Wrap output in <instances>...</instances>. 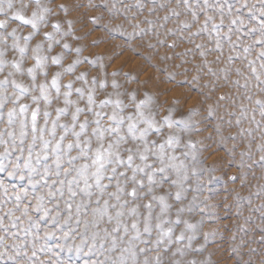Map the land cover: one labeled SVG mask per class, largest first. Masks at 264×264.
<instances>
[{"label": "rangeland", "instance_id": "obj_1", "mask_svg": "<svg viewBox=\"0 0 264 264\" xmlns=\"http://www.w3.org/2000/svg\"><path fill=\"white\" fill-rule=\"evenodd\" d=\"M9 0L3 4V12L0 13V20L5 21V27L0 29V49L5 50L4 59L21 61V71L17 72L11 67L10 63H5L0 69V80L6 77L9 80L15 79L24 87L29 88V93L20 96V103L29 105L28 117L30 119L31 109L37 107L32 102L31 96L38 95V89L32 91L33 80L27 74V69L35 64L32 49L37 43H43L40 55L48 57L42 69H37L35 83H47L50 85L52 76L57 72L61 75L58 79L61 95L57 99L55 89L49 88L52 103L47 106L51 112V119H55V109L64 107L63 95L67 91L64 85L72 82V95L69 99L76 102L70 108V112L75 106L86 108L87 94L89 89L93 91V99L96 105L104 99H111L114 103L104 108L95 110L105 113L101 124L109 126L108 116L114 110L119 115L127 117L133 115L136 118L135 105L141 100L150 98V102L140 109L146 118L155 121V126L161 127L160 133L150 131L146 139L149 147L153 151L158 150V145L165 143L169 135L174 136V146L169 147L165 144V164L180 165V175L177 176L176 170L169 168L164 175L168 180L159 186H153L152 195H165L166 203L170 207L161 214L159 203L153 202L152 218L150 220L151 234L143 233V216L147 215V210L142 206L138 208L140 216H132L127 208L123 209L125 215L121 219L129 226L128 232L124 233L123 225L115 233L117 237L123 236V241L117 240L115 248L112 247L111 236L105 237L104 229L109 232L116 227L115 219L107 222V218L94 227L91 223L92 216L81 215L80 223H76L75 208L73 207L72 221L64 225L63 221L67 216L64 213L60 217L61 226L54 229L53 226L45 221H39V230L33 228L32 234L24 237L20 234L13 239L10 235H5L4 242L0 244V264H13L8 259L9 256H16L15 264H114L117 257L121 255L122 249L130 248L137 253L136 260L142 264L145 258L152 261L157 252L165 247L168 252L162 257L163 261L169 258L179 259L183 264H190L195 260L196 264H262L264 262V221L261 220V213H264V166L253 161H259L264 155V115L256 101L264 103V68L261 64L264 61L258 59L257 54L264 50L261 46H256L248 54L242 51L243 45L256 37L246 38L239 49L233 50L227 42H224L221 50L215 48V37L209 38L207 33L191 36L190 33L197 32L203 22V15H199L195 21L192 19V11L186 10L182 0H40V6L50 9L44 13L45 21L38 26L36 33L27 42L26 54L21 57L18 51L12 49L15 42L24 46V36L34 32L31 25H25L16 14L22 15L25 19H30L33 11H39L35 0H11L12 7H8ZM244 2V0H241ZM251 5L257 0H247ZM63 5L64 9L59 8ZM164 5V7H161ZM192 10L195 8L194 0H190ZM153 9V11H149ZM247 12V9L244 10ZM173 13H177L173 14ZM165 16L169 18L164 19ZM95 18V23H93ZM71 20V32H68L67 21ZM217 17L216 22H218ZM147 21H151L148 24ZM53 23H59V31L52 28ZM186 23L188 28L181 29V24ZM249 24L248 27H252ZM141 29H145L143 34ZM15 30V36H10ZM227 31V29H223ZM52 32L54 40L44 41L43 33ZM258 35V34H257ZM17 38L18 41H17ZM236 39L235 35L232 37ZM55 41H59L56 43ZM95 41V42H94ZM162 42V43H161ZM52 43V48L48 50L47 44ZM69 45V49H64L63 45ZM169 45H175L169 47ZM196 45H201L197 48ZM79 48L77 53L74 49ZM204 53V55H201ZM239 56L238 59L229 61V56ZM60 56V65L52 64L51 57ZM101 57V59H96ZM85 58H87L85 60ZM80 60L71 73L64 71L73 61ZM96 60L90 64L88 61ZM249 61H254L250 66ZM100 65H103L101 67ZM252 68L256 69L253 75ZM113 72L117 74L112 75ZM12 73L11 76L8 74ZM46 73V75H45ZM81 73H86L84 81L77 80L76 77ZM93 77L96 84H92ZM113 81L117 87L113 88ZM103 83V87L101 84ZM247 84V87L244 85ZM76 88L84 90L81 98L76 92ZM6 95L12 99L18 90H14L11 85L4 89ZM135 98L133 99V94ZM223 97V99H221ZM119 100L121 109H116L115 101ZM14 105L9 99L4 107V112ZM40 107L44 110L43 101ZM173 121L183 120L191 125V129H186L183 124L175 123L169 127L163 122V117L169 115ZM94 118L91 114H81L79 119L82 122L85 118ZM5 121L0 120V129L5 127ZM239 121V122H238ZM70 122V115L61 116L60 123ZM135 122V120L133 121ZM43 124V119L40 118ZM18 131V124L15 126ZM127 121H125L122 134L127 139L125 147L143 148V142L133 141L126 132ZM145 125H137L138 130ZM91 128V126H90ZM89 128V131H90ZM78 130V129H77ZM62 134L61 129H57L56 139ZM138 135V131H137ZM72 137H66L64 143H68ZM155 141L157 148H153L151 142ZM191 141L195 144V149L191 150L186 145ZM55 142V141H53ZM95 142L93 147H95ZM3 146L0 145V151ZM185 153H188L185 156ZM243 153V155H242ZM27 153L25 152V155ZM76 155L75 152L72 153ZM126 158L127 153H122ZM193 155L195 160L192 159ZM174 156V161H169L168 157ZM77 163H80L78 161ZM147 163L152 164L153 168L160 167L157 157L149 154ZM141 164L138 156L134 159V165ZM253 166L249 168L248 166ZM67 166V165H65ZM10 169V166H9ZM195 169L198 175H193ZM152 169H148L151 171ZM120 171H125L121 168ZM185 174L189 179L184 184V188L196 189L197 184L203 185L199 191L181 190V201L174 200V193L178 190L171 185V180L181 179ZM128 175L131 171L128 170ZM235 177V180H233ZM137 179L142 180L144 187L139 190L147 192V176L137 174ZM160 180V174L154 177ZM0 181L8 187V194L11 195L13 186L17 190L27 184L21 181L19 174L9 177L7 172L0 173ZM108 183L107 180L104 181ZM115 181H113V185ZM131 189V184L128 185ZM46 189L44 194L46 195ZM108 192L115 191V187H109ZM171 193L173 195H167ZM3 190L0 189V196ZM196 197L200 202L199 207L210 206L213 213L209 219L204 218V223L199 225L196 232H184L185 239L177 243L175 238L184 230V224L169 223L177 219V209L183 206L185 212L180 214L181 221L187 220L189 223H196L201 219L198 210L188 212L192 198ZM125 197H122L124 199ZM96 199L95 196L92 198ZM109 199L107 195L101 198ZM151 201V196L145 195L142 199L132 201L128 208L134 205H143ZM32 204L36 203L32 199ZM115 203L114 199L109 200ZM27 203V201H25ZM46 206L51 207L45 201ZM57 203V201H53ZM61 208L64 207L62 201L59 202ZM24 204H21L23 207ZM13 207V202L6 203L4 209ZM95 207V205H92ZM253 209H258L253 211ZM112 215L114 209H110ZM14 215L20 216L19 212ZM29 215L33 219H38L32 212ZM55 215V212L52 213ZM157 216L160 219H157ZM24 223H27L25 218ZM90 221L85 228L84 221ZM133 221H138L137 228L141 235L139 239H132L136 231L131 228ZM8 224L7 218L4 220ZM160 223L166 231L172 228L171 245L167 244V238L160 245H155V240L159 238V229L156 224ZM12 231H18L13 229ZM46 231H55L54 236L44 238ZM68 235L65 237L64 233ZM211 232L212 235L207 240L204 233ZM96 234L95 237L93 234ZM188 235H194L189 247ZM34 236L40 237L34 239ZM150 240L152 243L144 244L142 241ZM19 244L20 248H13L12 245ZM103 244V247H101ZM140 248H149L151 251L140 253ZM176 248H183L184 255L171 257V252ZM35 251V256H33ZM128 264H132V259L125 253Z\"/></svg>", "mask_w": 264, "mask_h": 264}, {"label": "snow or ice", "instance_id": "obj_2", "mask_svg": "<svg viewBox=\"0 0 264 264\" xmlns=\"http://www.w3.org/2000/svg\"><path fill=\"white\" fill-rule=\"evenodd\" d=\"M5 0H0V13L3 12V4ZM38 5L39 11H33L30 19H25L22 15L16 14L15 18L19 19L25 25H31L34 32L29 33L28 36H24V46H21L19 42H15L12 45V49L18 51L21 57L26 54V49L28 47L27 42L31 39L32 35L38 30V26L45 21L44 13L50 12L51 10L46 7L40 6V0H35ZM155 4V0H151ZM179 2V0H178ZM185 5L186 10L192 11V19L195 21L199 15H203L204 19L197 32L190 33L191 36H196L201 33H207L211 39L213 34L215 37V48L217 50L222 49L224 42H227L229 47L233 50L239 49L243 45V41L246 38L256 37L255 40H250L246 45H243L242 51L244 54H248L250 50L256 46H261L264 49V0H257V3L249 4L247 0L241 2V0H194L195 8L197 10H192L190 5V0H182ZM8 7L11 8V0L8 2ZM59 8L64 9L63 5H59ZM164 7V5H161ZM247 9V12L244 10ZM153 11V9H149ZM178 15L177 13H173ZM217 17H219L218 22H216ZM169 17L165 16L164 19L167 20ZM93 23H95V18H93ZM151 24V21H147ZM68 32L65 35L70 34L72 21L68 20ZM249 24H253L252 27H248ZM5 27V21L0 20V29ZM189 25L186 23L181 24V29L188 28ZM52 28L55 31H59V23H53ZM227 31H223V29ZM145 29H141L140 33L143 34ZM258 34V35H257ZM10 36H15V30L9 33ZM235 35L236 39L233 40L232 37ZM19 38H17L18 41ZM44 41H53V33L45 32L43 33ZM2 42V41H0ZM59 43V41H55ZM95 42V41H94ZM162 43V42H161ZM175 45H169V47H174ZM200 48L201 45H196ZM43 48V43H37L35 48L32 49L33 59L35 64L27 69V74L32 77V91L38 89V95H32L31 100L37 105V107L31 109L30 119L28 117L29 105L20 103L18 110L15 105L18 104L20 96L29 93V88L24 87L22 84L18 83L15 79L9 80L7 77L0 80V120L5 121V127L0 129V145L3 146V150L0 151V173L7 172L9 177H15L19 174V179L21 181L26 180L27 184L21 187L19 190L13 186L12 194H8V187L5 186L3 181H0V189L3 190V195L0 196V209H4V205L9 202H13V207L7 208L5 211L0 212V232L5 235H10L13 239L17 238L20 234L24 237L32 234V229L35 228L39 230V221H45L53 226L54 229H58L61 226L60 217L62 214L67 213L63 224L66 226L72 221L73 207L75 208L76 223L79 225L80 216L88 215L89 209L92 216V225L94 227L98 226L101 221L107 218V222L111 223L114 219L116 221V227H114L111 232L108 229H104L105 237L111 236L112 247L115 248L117 240L123 241V236L117 237L115 233L123 225L124 233L128 232L129 226L125 223L121 217L125 215L123 209L127 208V211L132 216H140L138 208L141 206L147 210V215L143 216V233L151 234L150 220L152 218L153 202H158L161 214H163L170 205L166 203L165 195H152L153 186H159L163 182L168 180V177L164 175L169 168L175 169L177 176L180 175V169L184 168L185 165L181 163L176 164H165V144L169 147L174 146L175 137L169 135L165 143L158 145V150L153 151L149 147V141L146 139L150 131L155 133H160L161 127L155 126V121L146 118L143 112L140 111L142 107L150 102V98L141 100L135 105L136 108V118L133 115H128L124 117L119 115L116 110L108 116L110 121L109 126H104L101 124L105 113L103 111L95 110L97 108H104L107 105H111L114 102L109 99H104L100 101L99 105L95 104L93 99V91L89 89L87 94V106L86 108H81L75 106L74 110L70 112V108L76 104L75 101L69 99L72 95V82L69 81L68 84L64 85L67 91L62 93L64 107H58L55 109L56 116L55 119H51V126L49 127V119L51 117V112L46 110L47 106L52 103V98L49 94V88L55 89L56 98L58 99L61 95L60 85L58 79L61 75L57 72L52 76L51 83H40L37 85L35 83V73L37 69H42L44 67L45 61L48 59L46 56L40 55V51ZM48 50L52 48V43L47 44ZM64 49H69V45L64 44ZM77 53L80 51L79 48L74 49ZM5 50L0 49V69L3 68L5 63H10L11 67L17 72L21 71V61L13 59L12 61H6L4 59ZM204 55V53H201ZM258 59L264 61V50H261L257 54ZM236 57L229 56V61L233 59H238ZM87 58H85L86 60ZM101 59V57L96 58ZM60 56L51 57L52 64L60 65ZM81 61L76 60L68 65L65 72L71 73L76 64ZM90 64H95L96 60L88 61ZM254 61H249L251 66ZM103 67V65H100ZM261 68H264V63H262ZM253 75H256V69L252 68ZM117 73L113 72L112 75L115 76ZM9 76L12 73L8 74ZM46 75V73H45ZM86 73H81L76 77L77 80L84 81ZM256 79L259 83H264L260 81L258 75ZM92 84H96V78L93 77ZM9 85L14 90H18L19 94H15V98L12 99L10 96L6 95L4 89ZM103 83L101 87H103ZM113 88L117 87L115 81L112 84ZM247 87V84L244 85ZM75 92L83 98L84 90L82 88H76ZM133 99L135 98L134 93ZM11 99V103L14 105L9 108L7 112H4V107L6 102ZM223 99V97H221ZM43 101L45 106L44 110L40 107V103ZM257 105L264 109V103L261 101H256ZM116 109H121V103L119 100L115 101ZM122 111V109H121ZM169 115L163 117V122L169 127H172L175 123H181L186 129H191V125L186 124L183 120L173 121L171 119L170 113L172 109L169 110ZM88 113L94 116L93 119L89 120L86 118L81 122L79 117L81 114ZM70 122L60 123L61 116H69ZM264 115V111L261 112ZM40 118L43 119V124L40 123ZM135 120V122H133ZM125 121H127L126 132L128 136L135 142L140 140L143 142V148H133L125 147V142L127 137L122 134V129L124 128ZM239 122V121H238ZM143 123L144 128L139 129L137 125ZM18 124V131L15 127ZM91 126V128H90ZM62 130V134L59 139H56L57 129ZM90 128V131H89ZM78 129V130H77ZM138 131V135H137ZM71 136L72 139L68 143H64L66 137ZM55 141V142H53ZM95 142V147L93 143ZM153 148H157L156 142H151ZM189 149L194 150L195 144L189 141L186 145ZM25 152L27 153L25 155ZM75 152L76 155L72 153ZM127 153L126 158L122 153ZM149 154L157 157L160 167L153 168L152 164L147 163ZM188 153H185L187 156ZM243 155V153H242ZM138 156L141 164L134 165V159ZM176 157L169 156V161H174ZM195 160V156L192 157ZM80 161V163H77ZM259 163L264 166V155L259 158V161H253V164ZM67 165V166H65ZM10 166V169H9ZM253 165L250 164L248 167L251 168ZM125 168V171H120L121 168ZM148 169H152L148 171ZM128 170L131 171V175H128ZM137 174H143L147 176L148 188L147 192H142L139 189L144 187L142 180L137 179ZM160 174V180H154V177ZM193 175H198L195 169L192 170ZM189 177L185 174L181 179L171 180V185L177 187V191L174 193V200L181 201L183 191H199L203 188V185L197 184L196 189L184 188V184L188 181ZM107 180L108 183L104 181ZM235 180V177H233ZM113 181L115 184L113 185ZM131 184V189H128V185ZM115 187V191L108 192L109 187ZM46 195L44 194V190ZM107 195L109 199H104L101 203V198ZM145 195L151 196V201L143 205H134L128 208V205L132 201H137L142 199ZM167 195H173L167 193ZM93 196L96 197L93 200ZM122 197H125L122 199ZM32 199H35L36 203L32 204ZM47 204L51 207L46 206ZM114 199L115 203H110L109 200ZM27 201V203H25ZM57 201V203H53ZM60 201L63 202L64 207L61 208ZM21 204H24L21 207ZM200 202L197 201L196 197L192 198L190 205L187 208L188 212L198 210L201 219L194 223H189L187 220L181 221L179 219L180 214L185 212V208L181 206L177 211V219L175 221H169V223L184 224V230L181 234L176 236L175 240L180 243L185 239L184 232L195 233L198 226L204 223V218H211L213 213L210 211V206L205 205L204 208L199 207ZM95 205V207H92ZM264 207V205H261ZM110 209L115 210V214L110 213ZM258 209H253L256 211ZM15 212H19L21 215H14ZM32 212L38 219H33L29 215ZM55 212V215L52 213ZM7 218L8 224L5 225L4 220ZM27 223H24V219ZM159 220L160 217L157 216ZM261 220L264 221V213H261ZM90 221L85 220V228L88 227ZM138 221H133L131 228L136 231V235L132 239L140 238V231L137 228ZM156 228L159 229V238L155 240V245H160L167 238V244L171 245L172 240V228H168L166 231L162 228L160 223L156 224ZM16 229L18 231H12ZM5 235H0V244L4 242ZM55 231H46L44 233V238L54 236ZM67 232L64 233L66 237ZM95 237V233L93 234ZM212 235L211 232L204 233V239L207 240L208 237ZM40 237L34 236V239H39ZM187 239L189 241V247L191 246V241L195 239L194 235H188ZM144 244L152 243L150 240L142 241ZM13 248H20L21 245L14 244ZM103 247V244H101ZM151 251L149 248H140V253H145ZM168 252V248L165 247L162 251L157 252L155 257L150 261L145 258L142 264H183L179 259L169 258L167 261H163L162 257ZM125 253H128L132 259V264H140L136 260L137 253L132 251L130 248L122 249L121 255L117 257L114 264H128L125 258ZM4 253H0L2 257ZM16 256H9L8 259L15 264ZM33 256H35V251H33ZM177 255L183 256L184 249L176 248L171 252V257H176ZM190 264H196L193 260ZM264 264V262H262Z\"/></svg>", "mask_w": 264, "mask_h": 264}]
</instances>
